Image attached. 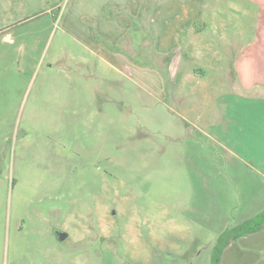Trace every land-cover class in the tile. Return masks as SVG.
<instances>
[{
    "label": "rangeland",
    "instance_id": "374dc122",
    "mask_svg": "<svg viewBox=\"0 0 264 264\" xmlns=\"http://www.w3.org/2000/svg\"><path fill=\"white\" fill-rule=\"evenodd\" d=\"M72 3L0 0V264H211L218 234H205L200 210L225 151L185 121L154 37L130 33L120 74L64 25ZM233 61L213 73L219 90L192 101L215 93L240 100L238 115L251 108ZM254 108L246 133L223 141L262 161Z\"/></svg>",
    "mask_w": 264,
    "mask_h": 264
},
{
    "label": "crops",
    "instance_id": "0c3cea01",
    "mask_svg": "<svg viewBox=\"0 0 264 264\" xmlns=\"http://www.w3.org/2000/svg\"><path fill=\"white\" fill-rule=\"evenodd\" d=\"M70 6L71 10L68 6L61 16L64 25L80 41L94 44L93 52L120 74L124 70L122 60L126 59L120 44L130 33L154 37L157 51L170 59L169 94L183 102L185 121L225 151L226 157L218 169L221 172L206 187L213 191L207 190L208 195L202 197L200 225L206 229L205 234H219L264 210V159L248 157L223 141L232 132L241 138L249 125L246 119L252 120L256 115L254 107H264V0H73ZM240 11L254 12L250 17H258V21L238 20L236 14ZM224 12L230 14V19L223 17ZM241 38L245 42L239 49ZM230 59L234 60L238 89L251 97L245 100L251 108H245L240 115L233 111L241 104L238 99L220 104V96L215 93L195 102L191 99L203 88L219 90L217 82L222 83L223 74L222 79H217L213 73L222 70L223 61ZM193 60L207 61L208 70L199 63L194 67ZM118 63L121 67H116ZM215 64L218 69H210ZM256 95L262 98L261 102L254 101L252 96ZM192 112L195 116L189 118L187 115ZM262 114V122L256 120L263 123L264 130V108ZM221 264H264V228L231 242Z\"/></svg>",
    "mask_w": 264,
    "mask_h": 264
},
{
    "label": "trees",
    "instance_id": "16d2710c",
    "mask_svg": "<svg viewBox=\"0 0 264 264\" xmlns=\"http://www.w3.org/2000/svg\"><path fill=\"white\" fill-rule=\"evenodd\" d=\"M264 228V210L255 216L228 227L217 236L216 243L212 250L211 264H221L222 255L226 247L233 241L241 237L255 234Z\"/></svg>",
    "mask_w": 264,
    "mask_h": 264
},
{
    "label": "water",
    "instance_id": "95a60500",
    "mask_svg": "<svg viewBox=\"0 0 264 264\" xmlns=\"http://www.w3.org/2000/svg\"><path fill=\"white\" fill-rule=\"evenodd\" d=\"M57 236H58L59 241L63 242L69 237V234L66 232L60 231L57 233Z\"/></svg>",
    "mask_w": 264,
    "mask_h": 264
},
{
    "label": "flooded vegetation",
    "instance_id": "af4514ba",
    "mask_svg": "<svg viewBox=\"0 0 264 264\" xmlns=\"http://www.w3.org/2000/svg\"><path fill=\"white\" fill-rule=\"evenodd\" d=\"M57 233H58V232H56V236H57ZM57 237H58V236H57Z\"/></svg>",
    "mask_w": 264,
    "mask_h": 264
}]
</instances>
